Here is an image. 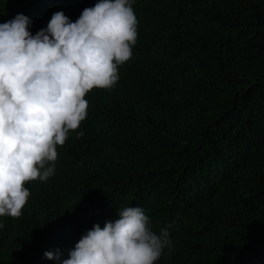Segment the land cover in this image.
I'll use <instances>...</instances> for the list:
<instances>
[{"label":"trees","instance_id":"1","mask_svg":"<svg viewBox=\"0 0 264 264\" xmlns=\"http://www.w3.org/2000/svg\"><path fill=\"white\" fill-rule=\"evenodd\" d=\"M97 0H0L33 35ZM138 38L110 90L57 146L55 173L0 217V264H58L117 210L144 209L173 247L156 264H264V0H134ZM84 135L78 138V133Z\"/></svg>","mask_w":264,"mask_h":264},{"label":"clouds","instance_id":"2","mask_svg":"<svg viewBox=\"0 0 264 264\" xmlns=\"http://www.w3.org/2000/svg\"><path fill=\"white\" fill-rule=\"evenodd\" d=\"M133 3L97 0L75 22L58 11L35 35L26 15L0 23V217L19 218L31 195L25 184L54 175L57 146L87 118L86 95L117 84L138 38ZM117 217L95 224L68 258L59 251L45 257L58 264H156L173 247L171 225L157 234L141 207L120 208Z\"/></svg>","mask_w":264,"mask_h":264}]
</instances>
